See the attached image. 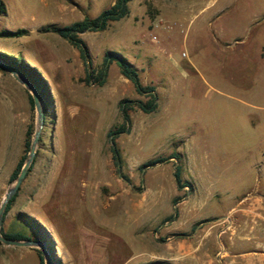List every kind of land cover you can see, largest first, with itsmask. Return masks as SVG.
<instances>
[{
  "label": "rangeland",
  "instance_id": "374dc122",
  "mask_svg": "<svg viewBox=\"0 0 264 264\" xmlns=\"http://www.w3.org/2000/svg\"><path fill=\"white\" fill-rule=\"evenodd\" d=\"M2 1L6 14L0 15V30L27 32L0 37V52L36 67L51 95L35 161L3 231L45 235L51 242L47 230H52L69 242V214L100 213L107 224L97 231H87L82 215L74 225L88 244L87 255L107 246L115 252L109 264H248L238 252L255 242L261 244L257 252H264V232L244 240L228 222L222 233V215L236 213L240 200L246 213H264V111L236 99L233 47L215 39L219 28L224 39L234 37L239 27L231 21L251 19L264 0H132L128 16L105 30L80 33L92 68L101 67L107 50L118 51L137 68L143 84L155 86L158 106L150 113L136 104L147 96L136 93L115 61L107 65L102 85L87 82L79 51L42 30L51 23L65 26L84 16L94 18L114 0ZM28 94L0 70V201L25 153V132L29 125L35 129L36 110ZM121 99L135 102L129 132L114 141L117 166L107 132L122 120ZM173 152L179 159L140 168ZM175 164L191 190L177 187ZM0 249L5 254L16 248L0 242ZM97 260L94 264L102 263ZM252 262L264 264V259ZM0 264L38 262L21 252Z\"/></svg>",
  "mask_w": 264,
  "mask_h": 264
},
{
  "label": "trees",
  "instance_id": "16d2710c",
  "mask_svg": "<svg viewBox=\"0 0 264 264\" xmlns=\"http://www.w3.org/2000/svg\"><path fill=\"white\" fill-rule=\"evenodd\" d=\"M130 1L132 0H114V2L109 7L103 9L99 13V15L94 18L84 16L82 19L74 21L71 24H68L65 26H58V25L51 23V24H47L43 26L42 30L51 31V32L58 34L60 37L69 41L79 51L80 57L85 65V80L87 82H94L99 85H102L105 81L107 65L115 61L119 68L120 74L132 83L136 93L147 96V99L145 101L138 100L136 101V104L143 112L150 113V112L155 111L158 106L157 93L155 90V86L153 84H143L139 79L137 68L127 59V57H125L122 53L118 51L107 50L104 54L103 63L101 67L95 70L94 68H92L88 47L86 43L84 42V40L79 36V34L84 31L105 30L111 22L118 21L128 16ZM2 14H6V6L4 2L0 0V15ZM26 32L27 30L24 28H18L16 30L1 29L0 37H7V36L17 37V36L26 34ZM0 59H2L10 67L22 73L34 85V87L36 88L38 92L40 99L42 100L44 104V109H45L44 122H45V119L47 116L46 111L51 106V95H50V90H49L46 79L43 77L41 72L36 67L32 66L30 63L25 61L22 57H16L13 55L0 52ZM0 70L3 71V69L1 68ZM28 100H29L30 107L33 108L34 103H33V99L30 94H28ZM134 102L135 101H132L129 99H121L119 101L118 108H119L122 120L119 124H115L113 127H111L107 132V135L110 138V141L112 143V145L110 146L112 158H113L114 164L117 166H119L120 154H119V150L117 146L115 145L114 141H115V138L119 134L129 132L130 130L129 109L131 107V103H134ZM32 134H33V128L31 125H29L25 132V139H24L25 153L21 155L14 169L10 173V176H9L10 181H12L17 176V174L20 171L21 166L23 165L24 159L29 150ZM171 158L179 159V153L173 152L168 156L155 157L141 164L140 168L144 166H148V165H154L158 162H165ZM34 161H35V157L28 169V173L31 171ZM173 176H174V179H175V182L178 188L188 187L189 190L192 189V183L189 180L182 179L181 166L179 164H175ZM19 189L20 187L18 188L17 192L8 201L6 208H5L4 217L7 214V212L10 210L18 194ZM177 199L178 198H175L174 202H176ZM170 217L171 215L168 218ZM38 225L41 226L40 224ZM1 232L4 236L8 238H15V239L30 238L29 236L21 232H18V231L4 232L3 228H1ZM34 239L41 240L46 244L51 254L52 264H61V260L55 254L54 246H53L54 242L52 238H51V242L50 240L47 239L45 235L34 238ZM33 249L38 254L39 264H44V258H43L42 251L39 248H33ZM145 264H161V261H158V260L150 261Z\"/></svg>",
  "mask_w": 264,
  "mask_h": 264
},
{
  "label": "crops",
  "instance_id": "0c3cea01",
  "mask_svg": "<svg viewBox=\"0 0 264 264\" xmlns=\"http://www.w3.org/2000/svg\"><path fill=\"white\" fill-rule=\"evenodd\" d=\"M255 9H258V12H255L254 16L251 19L246 21L236 20L234 21V23H232L231 21L232 25L239 27L238 30H236L234 37L224 39L223 29L219 28L217 32L218 36L215 37V39L216 41L225 40V43H227V45L233 47L234 53L231 56H233L232 60L234 62L235 74L237 76L235 79L236 84L234 87L236 95H239L236 96V99L243 105L252 106L257 110L264 111V7L257 5ZM213 21L215 20H210L209 23H212ZM218 26H221V24H219ZM228 39H233L232 43L226 42L229 41ZM197 128L201 129V126H198ZM45 189L46 187L41 192H39L37 196L39 197L45 191ZM237 203L238 209L236 213H228L229 210H227V212L222 216L226 219L228 215L243 217V219H246L247 224L249 225V234L252 233L250 232V230H253V232H264V222L260 221L261 219L264 220V213H246V211L248 210L246 208H243V205L240 206L243 201L240 200ZM10 214L13 216L16 213ZM85 214V216L83 215V213L69 214L71 223L69 226V230L65 231L70 237L69 242L64 241L63 238L58 239V237L55 236V233L52 230H47V233L50 235L54 242V251L56 256L61 260V264H94L95 261H98V258H100V261L102 262L101 264H109V261L115 255L114 251H109L108 246L96 255H87L85 253V249L88 244L83 243L81 241L82 239L77 236L78 230L75 228L74 221L82 215V222L87 224L86 228L90 233L93 232V229L97 231L98 226H104L107 224V220L104 217H100V213ZM255 219H257V222H255ZM127 221L131 222L132 220L128 218ZM4 222L5 217L3 219V223ZM129 233H131V231H129ZM239 233H241L240 238L247 240V238H245V235H242V232ZM260 245V243L255 242L252 248L241 250L240 252H238V255H241L242 259L247 260L248 264H252V261L257 259H264V252L260 253L256 250V248H258ZM13 247H15L16 249L10 250L5 254H3L2 250L0 249V262L9 258L12 259L13 255H15L16 253L20 254L21 252H25L30 256L36 257L39 264L38 254L32 247ZM261 248L263 249V247Z\"/></svg>",
  "mask_w": 264,
  "mask_h": 264
},
{
  "label": "water",
  "instance_id": "95a60500",
  "mask_svg": "<svg viewBox=\"0 0 264 264\" xmlns=\"http://www.w3.org/2000/svg\"><path fill=\"white\" fill-rule=\"evenodd\" d=\"M0 68L11 74L16 79V81L22 84L29 91V94L33 99L34 107L36 110V124L32 135L31 143L29 146V150L26 154V157L24 159L23 165L20 168L19 173L12 180L10 186L6 188L2 196V199L0 201V242L5 245H11V246L39 248L43 254L44 264H52L50 251L43 241L34 238H24V239L8 238L4 236L1 232L6 205L10 200V198L17 192L21 183L25 179L28 173V169L35 157L36 147L39 142L41 129L44 124L45 109H44V104L40 99L36 88L22 73L7 65L2 59H0Z\"/></svg>",
  "mask_w": 264,
  "mask_h": 264
},
{
  "label": "flooded vegetation",
  "instance_id": "af4514ba",
  "mask_svg": "<svg viewBox=\"0 0 264 264\" xmlns=\"http://www.w3.org/2000/svg\"><path fill=\"white\" fill-rule=\"evenodd\" d=\"M255 213H261V211H256ZM258 216V215H257ZM232 218H233V220L232 219H230V220H226V218L224 217L223 218V220H225V224L223 225V230H222V233L223 234H225L226 233V227L228 226L227 224H228V222H230V225H229V227H234V232H236V237L237 236H240V234L241 233H239V232H242L243 234V236L244 235H246L245 236V238H247V240H250L251 238H253V237H257L258 236V234H259V232H256V231H254L253 232V230H250V232H252V233H250L249 234V225L247 224V221H246V219L244 220L243 219V217H240V216H232ZM263 220V219H262ZM255 222H257V219H255ZM263 222H264V220H263ZM239 231V232H238ZM248 236H250V237H248Z\"/></svg>",
  "mask_w": 264,
  "mask_h": 264
},
{
  "label": "built area",
  "instance_id": "2783aa9c",
  "mask_svg": "<svg viewBox=\"0 0 264 264\" xmlns=\"http://www.w3.org/2000/svg\"><path fill=\"white\" fill-rule=\"evenodd\" d=\"M152 38L155 39V36H153Z\"/></svg>",
  "mask_w": 264,
  "mask_h": 264
}]
</instances>
